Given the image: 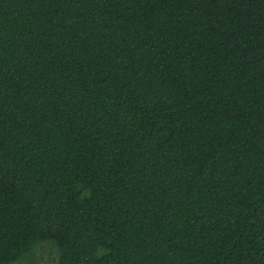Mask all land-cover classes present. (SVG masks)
<instances>
[{
	"label": "trees",
	"instance_id": "16d2710c",
	"mask_svg": "<svg viewBox=\"0 0 264 264\" xmlns=\"http://www.w3.org/2000/svg\"><path fill=\"white\" fill-rule=\"evenodd\" d=\"M41 244L264 264V0H0V264Z\"/></svg>",
	"mask_w": 264,
	"mask_h": 264
},
{
	"label": "rangeland",
	"instance_id": "374dc122",
	"mask_svg": "<svg viewBox=\"0 0 264 264\" xmlns=\"http://www.w3.org/2000/svg\"><path fill=\"white\" fill-rule=\"evenodd\" d=\"M26 264H28V260ZM30 264H56L55 251L45 244L39 245L31 257Z\"/></svg>",
	"mask_w": 264,
	"mask_h": 264
}]
</instances>
